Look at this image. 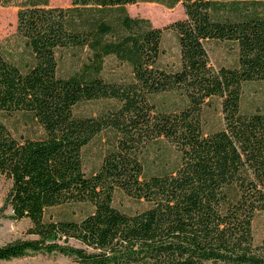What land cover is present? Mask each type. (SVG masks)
<instances>
[{"label":"trees","instance_id":"obj_1","mask_svg":"<svg viewBox=\"0 0 264 264\" xmlns=\"http://www.w3.org/2000/svg\"><path fill=\"white\" fill-rule=\"evenodd\" d=\"M49 2L0 0L19 7L17 31L31 52L22 69L0 46V174L11 181L12 218L28 219L32 236L1 246L0 261L43 253L77 264H264V238L254 232L264 212V107L242 108L244 84H264V0ZM138 2L182 4L185 18L154 27L128 13ZM166 30L176 36V64L164 60ZM209 41L233 43L236 64L215 68ZM109 57L130 67L129 79L104 77ZM172 95L179 101L159 105ZM215 98L223 126L207 130ZM95 100L112 104L77 112ZM18 112L43 136H14L6 120ZM102 133H110L107 148L88 174L83 151ZM161 140L177 163L149 173L146 150ZM118 190L145 207L121 210ZM69 204L91 211L46 219V210Z\"/></svg>","mask_w":264,"mask_h":264},{"label":"rangeland","instance_id":"obj_2","mask_svg":"<svg viewBox=\"0 0 264 264\" xmlns=\"http://www.w3.org/2000/svg\"><path fill=\"white\" fill-rule=\"evenodd\" d=\"M50 6L69 7L71 0H50ZM19 7L15 4L0 6V46L5 57L12 63L25 69L31 61V52L25 45V40L17 31V12ZM128 13L133 16L147 18L154 27L166 28L175 21L185 18L182 4L173 8H167L157 3L138 2L126 5ZM164 47L166 55L164 60L171 64L178 61V47L176 36L172 30L164 33ZM207 49L211 64L215 68L220 66H234L237 62V51L233 43L209 41ZM62 66L63 71H67L69 61ZM104 77L109 81H123L131 76V69L126 64H122L114 57H109L105 61ZM176 96L159 98V105H172L177 101ZM112 103L108 100L87 101L79 104L77 112L85 115H97L104 111ZM264 107V84L262 82H248L243 86L242 108L244 111H253L256 108ZM207 130L219 129L223 126L222 113L220 111V100L215 98L206 109ZM12 134L16 137L24 136L39 138L43 136L40 124L31 115L18 112L6 120ZM110 133H102L95 137L83 151V162L86 173L94 172L101 163L103 153L107 148ZM178 154L173 146L161 140L149 146L145 153L146 169L149 173L161 169H169L177 163ZM11 187V181L0 174V247L17 240L31 239L27 235L30 227L28 219L15 220L12 218V211L7 202V194ZM115 205L127 212H136L145 207V203L128 197L121 191H117L114 199ZM91 211V207L80 204H69L54 207L46 210V219H78ZM254 232L256 240L264 238V212L260 213L254 221ZM72 243L78 245L76 242ZM0 264H77L72 258L62 254L30 253L21 258L0 261ZM208 264H224L213 263Z\"/></svg>","mask_w":264,"mask_h":264}]
</instances>
